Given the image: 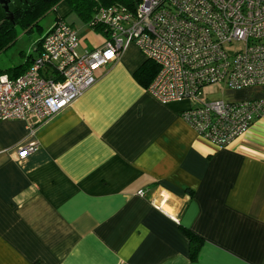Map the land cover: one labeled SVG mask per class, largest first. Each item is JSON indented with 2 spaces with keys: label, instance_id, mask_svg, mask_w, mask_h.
Listing matches in <instances>:
<instances>
[{
  "label": "crops",
  "instance_id": "1",
  "mask_svg": "<svg viewBox=\"0 0 264 264\" xmlns=\"http://www.w3.org/2000/svg\"><path fill=\"white\" fill-rule=\"evenodd\" d=\"M52 12L41 35L63 18L79 54L105 41L65 0ZM145 60L131 44L55 116L0 119V264H264V117L218 148L183 120L190 100L137 81ZM184 229L201 239L194 258Z\"/></svg>",
  "mask_w": 264,
  "mask_h": 264
},
{
  "label": "built area",
  "instance_id": "2",
  "mask_svg": "<svg viewBox=\"0 0 264 264\" xmlns=\"http://www.w3.org/2000/svg\"><path fill=\"white\" fill-rule=\"evenodd\" d=\"M96 23L105 41L79 54L78 31L57 18L23 73L0 74V119L55 116L95 82L97 65L131 44L157 66L147 91L162 103L193 102L183 120L216 147L230 145L264 117V96L209 100L201 91L211 83L231 90L264 86V0H139L133 8L100 7L88 25ZM38 147L31 141L19 154Z\"/></svg>",
  "mask_w": 264,
  "mask_h": 264
},
{
  "label": "trees",
  "instance_id": "3",
  "mask_svg": "<svg viewBox=\"0 0 264 264\" xmlns=\"http://www.w3.org/2000/svg\"><path fill=\"white\" fill-rule=\"evenodd\" d=\"M60 0H11L9 8L13 13V20L7 19L4 10L0 7V52L7 50L17 40L20 32L30 33L34 29L40 32V37L32 45V51L39 53L42 33L41 19L43 16L52 11ZM78 17L89 24L95 12L100 7H106L114 4L126 5L133 8L139 0H65ZM92 27L101 29L98 23ZM34 52L28 53L27 60L24 64L0 71V74H7L15 77L23 73L29 66ZM157 66L150 60L145 62L134 72V77L145 88L149 85L156 74ZM3 72V73H1ZM190 243V256L194 258L201 245V239L198 235L190 230L184 229Z\"/></svg>",
  "mask_w": 264,
  "mask_h": 264
},
{
  "label": "rangeland",
  "instance_id": "4",
  "mask_svg": "<svg viewBox=\"0 0 264 264\" xmlns=\"http://www.w3.org/2000/svg\"><path fill=\"white\" fill-rule=\"evenodd\" d=\"M54 13L52 11L47 12L43 18L40 20L43 27V31L48 27V25L53 20ZM23 36H19L18 40L14 45L9 47L4 52L0 53V67H9V65L15 64L21 54L30 53L32 51L33 42H35L39 36L40 32L36 29L30 33H21ZM239 44V43H238ZM237 42L232 46V48H237L239 45ZM203 99H223V100H234L240 99L247 95V89L241 90H231L226 88L223 84L220 83H211L201 89ZM191 103V102H190ZM193 103V102H192Z\"/></svg>",
  "mask_w": 264,
  "mask_h": 264
},
{
  "label": "water",
  "instance_id": "5",
  "mask_svg": "<svg viewBox=\"0 0 264 264\" xmlns=\"http://www.w3.org/2000/svg\"><path fill=\"white\" fill-rule=\"evenodd\" d=\"M11 0H0V7L4 10L7 19L13 20V13L9 8Z\"/></svg>",
  "mask_w": 264,
  "mask_h": 264
},
{
  "label": "snow or ice",
  "instance_id": "6",
  "mask_svg": "<svg viewBox=\"0 0 264 264\" xmlns=\"http://www.w3.org/2000/svg\"><path fill=\"white\" fill-rule=\"evenodd\" d=\"M110 55V54H109Z\"/></svg>",
  "mask_w": 264,
  "mask_h": 264
}]
</instances>
